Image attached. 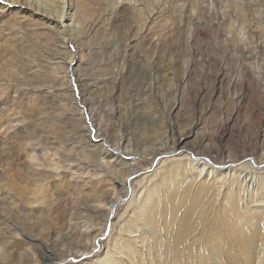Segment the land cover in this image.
I'll list each match as a JSON object with an SVG mask.
<instances>
[{"label":"rangeland","instance_id":"1","mask_svg":"<svg viewBox=\"0 0 264 264\" xmlns=\"http://www.w3.org/2000/svg\"><path fill=\"white\" fill-rule=\"evenodd\" d=\"M195 125L198 162L224 176L250 158L264 169V0H0V264H175L177 251L181 264H230L225 249L244 264L222 185L167 153ZM173 158L186 183L170 189L193 185L185 209L206 184L222 189L185 243L180 214L163 220L158 171ZM147 192L155 227L141 216ZM260 194L247 192L250 211Z\"/></svg>","mask_w":264,"mask_h":264},{"label":"bare ground","instance_id":"2","mask_svg":"<svg viewBox=\"0 0 264 264\" xmlns=\"http://www.w3.org/2000/svg\"><path fill=\"white\" fill-rule=\"evenodd\" d=\"M196 128H197V125H195L188 132V134H187L186 137H184V135H179V136H175V138H171L170 139L171 148L167 151V153L170 156L172 153L174 154L176 152L177 153L179 152L178 155L180 156L181 154H183V152H185V154H183L181 157L182 158H185L184 160L186 161L185 162L186 163V168H185V171L186 172L188 171V172H190V174H197L198 177H201L204 174V175H207V176L213 175L214 178H217V180H216L217 183H220V185H222L220 187L224 188L223 194H221V195L224 196V197H221L222 198L221 204L223 205L222 206L223 209L222 208L221 209L222 210H225L227 212V214H226L225 218L223 219V221L226 223V226L225 227H226V230L228 232V235H230L231 239L235 243V246L234 247H236V252H239V256L241 257V259L244 258V264H264V233L261 232L262 230L260 229V227H262V225L264 224V209H263L262 205L261 206L259 205L261 208H258L257 207L255 210L253 209L254 211H252V210L250 211V208L248 206L249 204H248V195H247V192L250 191L251 197L257 198V196L259 197V195H261L260 194V192H261L262 193V196L261 197H262V199H264V191H263V188H264V169H262L263 166L260 167V165L258 163V159L250 158V159H248L249 161H247L244 165H242L238 169H233L232 170L231 167H233V166H229L230 168L228 169L227 174H225V176H224L223 175L224 174L223 173L224 172L223 171L224 169H222V170H220V169L215 170L213 167H216V166H215V164H213V162H209V164H207V162H198V160L195 159L196 156L193 155L196 152H193L192 150L191 151L190 150H186V144H187L186 141L188 139H191V138L193 139L194 134H195L194 131H195ZM99 137H102L103 138V136L100 135V134H99ZM99 137H98V139H99ZM108 153L109 152H107V151L106 152L101 151L100 152V156H103V158H108L110 156V154H108ZM103 158H102V160H103ZM182 158H173L172 159V162H170L169 164H167L165 166L163 164L162 165V167L164 166L163 168L160 166L162 169L160 171H158L159 172V174H158L159 175V182H160L159 185L161 183H163L164 188L165 189H168V191H166L167 194L162 197V198L165 197V201H163V200L162 201L165 202L164 204H166V208L169 209L170 210L169 212L171 213V214L169 213V217L167 218V220L166 219H163V220L166 221V222L164 221L165 222L166 229L168 228V226H169V228L172 226L173 219L175 217L177 218L179 216V214H180V216H179V218H180L179 220L180 221H178L180 223V225L178 226V233H176V231L174 232V233H176V243H180L181 241H183L184 239H186V237L190 233L193 232V228H192V226L190 224L191 219H196L199 223H201L202 221H204L205 212L204 211L202 212V210H200V208L198 206L201 203L202 204L204 203V204H206L205 206L207 207V205H210L211 202H213L212 201V196L214 197L215 195H217L218 193H220L221 190H222V189H220V191H216L215 188H214L216 186L213 185L214 187H209V186H207V184H206L207 187L206 186H204L202 188L199 187L201 189H200V191H199V193H198L197 196L194 195L195 196L194 203L192 204V206L190 208L185 209V207H186V205L188 203V199L190 198V197L189 198L187 197L188 195L185 196V194L188 192V189L193 188V185H188V187L184 186L182 188L181 185L183 183L182 184L180 183L181 185L179 183H175V185L170 189V187H171L172 184H170L169 182H167V179H169V178H170V181H172V179L174 178V181L177 182L178 181L177 179H179L181 177L182 179H185L184 183H186V177L183 178L184 175L182 174V176H181V172L179 171L182 168L183 163H184V162H182L183 161ZM260 160H261L260 161L261 164L264 165V157L262 159H260ZM205 161H210V160H205ZM224 166H226V163H223V166H222V164L220 165V167H224ZM237 170H238V175H236V173H235ZM190 174H189V176H190ZM197 176L195 175L194 177H197ZM206 178L208 179V177H206ZM179 180H181V179H179ZM224 180H226V181L229 180V181H227L226 184H224L223 183ZM181 182H183V181H181ZM119 185L120 184L117 182V186L118 187H119ZM239 186H241V187L239 188ZM197 189H198V187H197ZM152 191H154V190H152ZM238 193L241 194V196H242V203L243 204L245 203V207H247L249 214H243V212L241 211V206L238 205L239 204V200L237 199L238 197H236V196L240 195ZM99 194H100L99 192H96L95 193V196L97 197V195H99ZM191 197H193V196H191ZM145 198L147 200V206L148 207L145 208L142 211V214L143 215H141V216L144 217V219H145L144 221H145V223L147 225L155 227V225H157V223H158L157 217H156L157 210H158L157 209V206L158 205H157V203H155L153 201V197H151V192H147L145 194ZM155 199H157V198H155ZM192 201L190 203H192ZM214 201H216L215 198H214ZM116 202H117L116 200L115 201L114 200H111V202H109L108 209L106 208L107 210L104 211L105 212L104 215H106V217L104 216L105 217V220H104V222L102 224L103 225V227H102L103 229H105L107 227L106 220H108V218L110 217V215H112V212L115 209L114 207L117 204ZM242 203H241V205H242ZM155 204H156V207H155ZM256 204L258 205V201L256 202ZM159 207H160V205H159ZM187 207H189V206H187ZM214 209H216V208H214ZM138 210H140V209H138ZM208 211H211V209L210 210L208 209ZM208 211H206V212H208ZM230 212H231V214H230ZM166 215H168V214H166ZM209 219H210V217H209ZM245 220H247V222L244 223V224H246L247 226L246 227H243L242 224H240V223H242V221H245ZM141 221H143V220H141ZM220 221H222L221 218H220ZM221 223H219V224H221ZM175 227H177V226H175ZM173 230H174V228H173ZM201 230H202V227H201ZM210 230H212V229H210ZM159 231H161V230H159ZM162 231H164V230H162ZM214 231H216V230H214ZM164 232H167V231H164ZM204 233H205V230H204ZM169 236H170V233H169ZM215 236H214V238H215ZM222 236H223V234H222ZM197 240H195V241H197ZM215 240H216V238H215ZM198 241H200V240H198ZM227 241H228V237H227ZM183 242L185 243V240ZM209 242H211V241H209ZM193 243H194V241H193ZM230 243H231V240H230ZM164 244H166V243H164ZM198 244H199V242H198ZM198 244H197V246H198ZM201 244H202V242H201ZM230 245H232V244H230ZM214 248H216L217 250H222V248L220 246H214ZM168 249H169V247H168ZM168 249H167V251H168ZM209 249H211V247ZM185 250H186V248H185ZM190 250H188V251L190 252ZM198 251H199V249H198ZM225 251L227 252V254H229L230 264H237L238 263L237 262L238 261V256H237V254H235V251H234V253L230 249H225ZM210 252L211 251H209V253ZM228 252H230V253H228ZM176 253H177V255H175V264H181L180 258H179V255H178L179 254L178 251ZM180 253H181V251H180ZM204 253H205V251H204ZM211 253H213V252H211ZM209 255H211V256L209 257ZM209 255H208V257H209V259H211V263L210 264H214L215 263L214 260L216 259L215 254H209ZM225 256H226V254H225ZM198 257H199V254H198ZM184 258H186V257H184ZM193 258H195V257L193 256ZM46 259H49V258L46 257ZM192 261H194V260L192 259ZM198 261H200V260H197V262ZM188 262H189V260H188ZM186 264H187V262H186ZM198 264H200V263H198Z\"/></svg>","mask_w":264,"mask_h":264}]
</instances>
